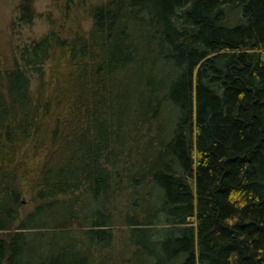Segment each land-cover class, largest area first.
<instances>
[{"label":"trees","instance_id":"16d2710c","mask_svg":"<svg viewBox=\"0 0 264 264\" xmlns=\"http://www.w3.org/2000/svg\"><path fill=\"white\" fill-rule=\"evenodd\" d=\"M56 1L0 69V264H264V0Z\"/></svg>","mask_w":264,"mask_h":264},{"label":"rangeland","instance_id":"374dc122","mask_svg":"<svg viewBox=\"0 0 264 264\" xmlns=\"http://www.w3.org/2000/svg\"><path fill=\"white\" fill-rule=\"evenodd\" d=\"M19 1L0 0V69L11 66L13 54L19 55L22 47L32 42V40L40 38L51 28L49 16L59 18L62 14L56 0H33L36 16L31 23H20L17 21ZM82 1L78 0L77 2ZM90 1L87 0V3ZM83 24L87 28L90 21L83 20ZM68 25L74 26L70 22H68ZM30 73L31 85L34 86L37 79L36 74L31 71ZM34 204L35 201L31 195H25L22 205L23 212L30 211Z\"/></svg>","mask_w":264,"mask_h":264}]
</instances>
